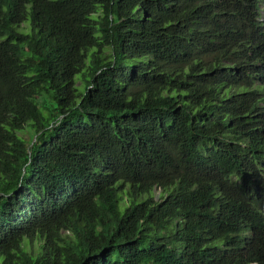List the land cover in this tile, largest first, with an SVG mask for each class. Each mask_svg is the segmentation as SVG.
I'll list each match as a JSON object with an SVG mask.
<instances>
[{"label": "trees", "instance_id": "16d2710c", "mask_svg": "<svg viewBox=\"0 0 264 264\" xmlns=\"http://www.w3.org/2000/svg\"><path fill=\"white\" fill-rule=\"evenodd\" d=\"M263 11L0 0V264H264Z\"/></svg>", "mask_w": 264, "mask_h": 264}, {"label": "rangeland", "instance_id": "374dc122", "mask_svg": "<svg viewBox=\"0 0 264 264\" xmlns=\"http://www.w3.org/2000/svg\"><path fill=\"white\" fill-rule=\"evenodd\" d=\"M26 24H28V23H26ZM29 25V24H28ZM27 32H29V31H27ZM78 84H80V81L79 82H77ZM44 111H46V110H44ZM28 129H29V127H28ZM23 130V131H19L17 134H18V136H20L21 138H24V139H26V138H28V137H30L31 136V134L29 133V130Z\"/></svg>", "mask_w": 264, "mask_h": 264}, {"label": "water", "instance_id": "95a60500", "mask_svg": "<svg viewBox=\"0 0 264 264\" xmlns=\"http://www.w3.org/2000/svg\"><path fill=\"white\" fill-rule=\"evenodd\" d=\"M35 141H36V136L33 138V143H32V145L34 144Z\"/></svg>", "mask_w": 264, "mask_h": 264}, {"label": "clouds", "instance_id": "9594fccd", "mask_svg": "<svg viewBox=\"0 0 264 264\" xmlns=\"http://www.w3.org/2000/svg\"><path fill=\"white\" fill-rule=\"evenodd\" d=\"M263 15H264V11H263Z\"/></svg>", "mask_w": 264, "mask_h": 264}]
</instances>
